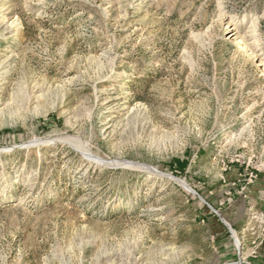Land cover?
<instances>
[{"label":"rangeland","instance_id":"1","mask_svg":"<svg viewBox=\"0 0 264 264\" xmlns=\"http://www.w3.org/2000/svg\"><path fill=\"white\" fill-rule=\"evenodd\" d=\"M0 264H264V0H0Z\"/></svg>","mask_w":264,"mask_h":264},{"label":"bare ground","instance_id":"2","mask_svg":"<svg viewBox=\"0 0 264 264\" xmlns=\"http://www.w3.org/2000/svg\"><path fill=\"white\" fill-rule=\"evenodd\" d=\"M238 44H240V43H239V41L236 43V48H238V47H239V46H238Z\"/></svg>","mask_w":264,"mask_h":264}]
</instances>
